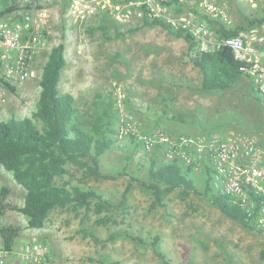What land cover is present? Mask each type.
<instances>
[{"label":"rangeland","instance_id":"1","mask_svg":"<svg viewBox=\"0 0 264 264\" xmlns=\"http://www.w3.org/2000/svg\"><path fill=\"white\" fill-rule=\"evenodd\" d=\"M224 1L229 4L232 27L245 24L244 14L260 13V8H253L250 0ZM100 23L108 25L112 39H107L101 30H89ZM116 25L108 17L76 23L69 19L65 7L58 1L51 10L44 44L34 56L37 77L22 85L14 84L15 91L5 88L7 101L0 106V121L32 112L41 89L42 67L51 48L64 40L68 63L59 89L74 94L88 128L99 122L103 130L112 129L120 140L121 147L103 158L105 172H123L128 163V151L134 147L131 143L136 139L132 133L119 138L126 119L135 132L143 133L162 130L223 137L237 132L252 137L262 130L264 103L253 91L248 76L233 88L203 91V75L190 62L188 44L183 38L171 35L161 26L144 27L117 38L114 37ZM127 29L120 28L121 31ZM119 86L127 93L123 109L116 104ZM110 102H113L111 107ZM173 116L182 118L174 119ZM147 155L161 161L158 152L148 153L141 145L131 160L130 170L137 171L139 162L147 164ZM74 173L81 177L79 170ZM138 174L146 178V168ZM191 176L202 192L205 191L206 174L194 172ZM129 181V176L121 175L114 180L86 182L118 207ZM4 185L11 189L9 200L23 205L25 188L15 180L12 172L1 168L0 189ZM210 194L191 195L184 202L176 190L167 199L168 211L162 208L150 211L151 194L134 184L128 214L122 216L119 207L112 213L116 223L98 225L96 221L100 215L94 210L85 211V218H82L84 210L75 215L70 209L59 208L52 212L46 229L26 228L17 239L15 250L35 237L30 242H41L48 253L52 246L53 264H100L89 260V257H98L99 251L123 264H262L263 233L247 229L225 216L212 205ZM4 224L26 226L27 217L18 211H8L0 216V227ZM81 226L93 228L103 239L113 234L117 240L96 246L91 238L77 233ZM126 231L149 243L156 234L161 235L160 251L166 258L159 257L149 244L126 237ZM12 256L8 254L1 262L12 263Z\"/></svg>","mask_w":264,"mask_h":264},{"label":"trees","instance_id":"2","mask_svg":"<svg viewBox=\"0 0 264 264\" xmlns=\"http://www.w3.org/2000/svg\"><path fill=\"white\" fill-rule=\"evenodd\" d=\"M256 14H244L245 24H237L231 28L221 24L219 20L210 23L219 26L218 33L221 36H234L246 26L264 20V17L259 19ZM116 26L114 37L117 38L144 27L155 26H161L171 35L183 38L188 44L187 55L190 62L203 75V91L227 90L237 85L244 76H248L247 67L235 58L228 46L224 45L215 51H199L198 40L190 30L175 28L164 18L145 17L141 25L124 31ZM89 30H101L107 39L113 38L109 35L108 25L104 23ZM67 63L66 43L62 40L51 48L42 67L39 81L41 89L32 112L22 117H10L6 122L0 121V169L12 172L15 180L26 190L24 204L18 205L9 200V186L4 185L0 189V216L8 211H18L27 217L26 226L4 224L0 227L3 249L8 254L13 253L17 239L26 228L45 227L52 212L59 208L70 209L75 215L84 210L82 218H85V211L94 210L100 215L96 221L98 225L116 223L112 213L119 207L122 216L128 214V201L134 184L151 194L150 211L157 208L168 211L167 199L176 190H179V198L184 202L191 195L211 192L210 202L225 216L247 229L260 231L251 224L245 211L231 197L213 190L208 171L205 173L203 193L191 176L193 169L179 161L164 163L153 155H147V164L139 162L137 171L130 170L131 160L141 147L136 140L131 143L134 147L128 151V163L123 167V172H105L103 158L121 147L120 140L114 136L112 129L103 130L99 122H95L91 129L88 128L82 120L74 94L61 92L59 85ZM5 83L11 90H16L14 85L7 81ZM112 103L110 102V107ZM172 118L181 120L182 117ZM143 168H146V178L138 174ZM75 170L81 172V177H77ZM121 175L129 176L130 181L121 195L118 207L109 197L86 182L92 179L114 180ZM77 233L91 238L96 246L117 240L113 234L103 239L96 230L85 226L78 228ZM124 235L142 244H149L159 257L166 258L160 251L161 235L156 234L150 243L128 231ZM89 260L100 264H123L121 260H114L100 251L98 257H89ZM261 260L264 264V249L261 251Z\"/></svg>","mask_w":264,"mask_h":264},{"label":"built area","instance_id":"3","mask_svg":"<svg viewBox=\"0 0 264 264\" xmlns=\"http://www.w3.org/2000/svg\"><path fill=\"white\" fill-rule=\"evenodd\" d=\"M58 1L65 7L69 19L76 23L108 17L121 28H130L141 25L145 17H160L175 28L190 30L198 40L199 51H215L226 45L247 67L253 91L264 103V20L246 26L234 36H221L219 26L210 21L219 20L232 27L227 1L0 0V106L7 101L5 81L22 85L37 77L34 56L44 44L51 10ZM250 5L260 8L256 15L262 19L264 0H250ZM116 94V104L123 109L127 93L119 86ZM133 131L126 119L119 138L132 133L146 152H158L161 162L179 161L194 172L208 171L213 190L231 197L264 235V126L252 137L237 132L223 137H200L162 130ZM34 253L37 255L32 256L30 264H53L47 247L41 242H29L22 250V255ZM7 255L3 243L0 244V262Z\"/></svg>","mask_w":264,"mask_h":264},{"label":"crops","instance_id":"4","mask_svg":"<svg viewBox=\"0 0 264 264\" xmlns=\"http://www.w3.org/2000/svg\"><path fill=\"white\" fill-rule=\"evenodd\" d=\"M182 9H185V8L183 7ZM40 229L44 230L46 228L43 227V228H40ZM44 234L48 235V233H44ZM35 239H36L35 237L32 238V240H35ZM32 240L30 239L29 242L32 241ZM26 244H28V242H26ZM26 244H24V245H26ZM24 245L18 251H16L15 248H14V251L12 253L14 258L12 256V261H11L12 263H10V264H30L32 256L37 255L36 253H34L33 255H22V249H23ZM52 252H53V250H52V246H51L49 248V253H48L51 258H53ZM12 254H10V255H12Z\"/></svg>","mask_w":264,"mask_h":264}]
</instances>
